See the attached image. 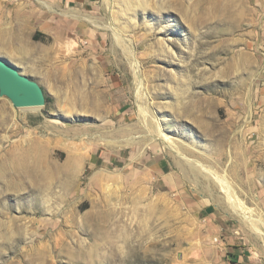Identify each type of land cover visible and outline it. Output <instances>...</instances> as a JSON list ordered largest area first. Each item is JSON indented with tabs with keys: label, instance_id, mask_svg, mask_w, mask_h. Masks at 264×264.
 I'll list each match as a JSON object with an SVG mask.
<instances>
[{
	"label": "rangeland",
	"instance_id": "obj_1",
	"mask_svg": "<svg viewBox=\"0 0 264 264\" xmlns=\"http://www.w3.org/2000/svg\"><path fill=\"white\" fill-rule=\"evenodd\" d=\"M148 1L0 0V58L45 97L0 94V264H264V0ZM110 20L185 158L151 142Z\"/></svg>",
	"mask_w": 264,
	"mask_h": 264
},
{
	"label": "bare ground",
	"instance_id": "obj_2",
	"mask_svg": "<svg viewBox=\"0 0 264 264\" xmlns=\"http://www.w3.org/2000/svg\"><path fill=\"white\" fill-rule=\"evenodd\" d=\"M119 2L122 3V6L127 11L135 10L137 8H143L145 11H149V10L151 11L152 10L151 9V5H150L148 0H119ZM109 3H110V1H109ZM158 9L161 11V9H163V8L160 7ZM159 10H157V11H159ZM110 21H111V24H112L110 26V28H111L113 36H114L115 44L117 46L121 47L123 53L131 61L132 66L134 68V72H135L134 73L135 74V78H134L135 87L134 88H135V91H136V94H137L136 95L137 96L136 101H137V106H138V111H139V118L141 119V122L143 123V125L145 126L147 131L149 132L150 137H151V139H150L151 142H158V143L163 142L162 144H164L166 147H168L174 154H176L179 157L185 158L186 155H189L188 152H187V149L184 148V146H182L179 142H177L175 140L172 141L170 138H168L163 133L161 124L159 123L158 120L155 119L154 114L149 109V106H148V103H147L148 100L146 99V95H145L147 93V88H145L143 86V83L141 81V78H140L141 75H140V72H139V66H138V61L136 59V55H135L134 51L131 48V44H130L129 40H127V38H125L122 30H120V28H118L117 26L114 27L113 26V21L112 20H110ZM115 23H116V20H115ZM84 32H87V30H85ZM67 50H68V48H67ZM228 56L230 57V55H228ZM240 58H242L243 61L238 65L237 68L234 67V68H236V71H234V74H236V76L234 77V80H232V85H238L239 87L246 88L247 85H248V78L245 79L244 75L246 73L250 74V72L252 70L256 69L254 64L258 60L255 59L256 57H254L253 53L252 54L251 53L242 54ZM62 101H64L65 104L66 103L69 104L70 107H72V108L74 107V102L71 101V99L68 96H66L64 98V100H62ZM78 101H80V100H78ZM76 102H77V100L75 101V104H76ZM190 106H187L186 109L188 110L190 108ZM41 107L42 106H39V108H41ZM2 109H3V107H2ZM7 118H9V117L7 116ZM5 122H6V119L3 120V124H5ZM236 122H237V115H232L230 120H229V122L227 123V125L228 126H233V124H235ZM246 125H247V122H246ZM224 130H225V127H220L221 133H224ZM234 136H237V130L234 133ZM107 143L111 144V141H107ZM194 150H196V149H194ZM219 150L222 152L224 150V147L223 146L221 147V145H220V149ZM194 165H197V164H194ZM195 170H197V169H195ZM36 182L42 184L38 188H46V187H48L47 186V182L45 180L41 181V182H39L37 180ZM70 187H71V185L67 186V188H70ZM231 210L237 216H239L240 218H243L244 220H247L246 219L247 218L246 217L247 214L244 212L243 207L241 208V207L237 206V210H234L233 208ZM252 226L254 227V229L255 228L256 229L259 228V227H257L254 224Z\"/></svg>",
	"mask_w": 264,
	"mask_h": 264
},
{
	"label": "water",
	"instance_id": "obj_3",
	"mask_svg": "<svg viewBox=\"0 0 264 264\" xmlns=\"http://www.w3.org/2000/svg\"><path fill=\"white\" fill-rule=\"evenodd\" d=\"M0 94L7 96L16 108L45 105L39 84L0 58Z\"/></svg>",
	"mask_w": 264,
	"mask_h": 264
}]
</instances>
